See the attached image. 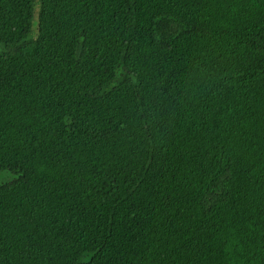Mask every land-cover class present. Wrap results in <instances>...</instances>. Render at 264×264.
<instances>
[{"label": "trees", "instance_id": "trees-1", "mask_svg": "<svg viewBox=\"0 0 264 264\" xmlns=\"http://www.w3.org/2000/svg\"><path fill=\"white\" fill-rule=\"evenodd\" d=\"M0 264H264V0H0Z\"/></svg>", "mask_w": 264, "mask_h": 264}]
</instances>
